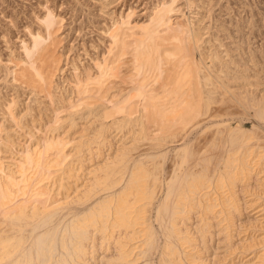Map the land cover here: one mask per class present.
<instances>
[{"label":"bare ground","instance_id":"bare-ground-1","mask_svg":"<svg viewBox=\"0 0 264 264\" xmlns=\"http://www.w3.org/2000/svg\"><path fill=\"white\" fill-rule=\"evenodd\" d=\"M177 1L89 67L48 11L5 63L0 264H264L262 66Z\"/></svg>","mask_w":264,"mask_h":264},{"label":"rangeland","instance_id":"rangeland-1","mask_svg":"<svg viewBox=\"0 0 264 264\" xmlns=\"http://www.w3.org/2000/svg\"><path fill=\"white\" fill-rule=\"evenodd\" d=\"M157 1L0 0V86L2 87L4 80L3 66L12 60L13 53L16 55L22 51L21 41L28 40L30 33L34 34L38 30L40 21L47 16L48 11H52L61 21L57 28H60L59 35L63 41L62 44L66 47L73 45L72 55L74 56V53H76L75 55L81 56L80 54H82L83 63L89 67L93 64L94 59L103 58L106 43H108L105 32L112 25L114 19L133 24H136V22L143 23L150 12L149 10ZM194 1L200 3L203 9L208 7L206 10L201 11L203 15L208 13L212 17L214 14L212 17L214 19L213 31L224 43L226 42L225 44L233 54L241 53V51L243 53V50L248 52L249 48L252 52H255L260 63L259 66H262L261 68L258 67V70L262 69L263 74L264 0ZM176 5L180 9L183 8V12L189 13L186 0H179ZM204 11L207 13H204ZM209 21V19H206L205 23L208 24ZM223 23L229 30V34L221 31L219 26ZM236 23L237 25H233ZM237 26L239 29H237ZM238 46L239 48L243 46L245 49H239L238 51ZM249 69L252 75L257 70L253 67H249ZM25 99L28 102V97L23 96L22 100ZM238 119L237 117L235 121ZM241 119H243V124L246 127H252L254 122L252 118L243 116L239 120Z\"/></svg>","mask_w":264,"mask_h":264}]
</instances>
